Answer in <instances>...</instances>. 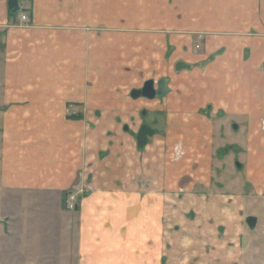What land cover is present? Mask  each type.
I'll list each match as a JSON object with an SVG mask.
<instances>
[{
	"label": "crops",
	"instance_id": "crops-1",
	"mask_svg": "<svg viewBox=\"0 0 264 264\" xmlns=\"http://www.w3.org/2000/svg\"><path fill=\"white\" fill-rule=\"evenodd\" d=\"M9 1L0 0V260L247 264L252 212L264 207V0H18L15 15ZM139 72L142 86L125 92ZM116 74L119 99L108 87ZM162 79L163 98L131 97ZM161 114L167 130L139 148L141 124ZM197 122L243 133L242 193L173 178L187 168L171 164L177 145L211 153ZM157 137L165 162L149 151ZM257 183L258 197L245 192Z\"/></svg>",
	"mask_w": 264,
	"mask_h": 264
},
{
	"label": "rangeland",
	"instance_id": "rangeland-1",
	"mask_svg": "<svg viewBox=\"0 0 264 264\" xmlns=\"http://www.w3.org/2000/svg\"><path fill=\"white\" fill-rule=\"evenodd\" d=\"M22 11V9H21ZM135 74V73H133ZM141 72H139V74H135L134 78L135 80L137 78L138 82L133 81V79H131L132 81L128 83V81H124L127 82V86L128 89L125 90V92H129L131 91L132 88L134 87H140L142 86V82L143 80V74L140 75ZM161 75V74H160ZM151 76H155V74L152 73ZM157 78L159 76H156ZM113 78V79H112ZM109 79H111L110 81H114L113 82H109V95L112 98H117L119 99V74H116V76L111 75L109 77ZM116 80V81H115ZM140 80V82H139ZM126 98L129 97V93L125 95ZM163 102V100H162ZM112 106H109V108ZM208 114L211 113V107H209L208 109ZM165 114H161L159 115L158 118V122H154L153 119L154 117L152 116V118L150 120L147 119V122H149L150 124L156 126L157 129H159L160 131H166L167 130V122L165 123L164 120ZM139 121H143L141 120V118L139 119ZM225 125L222 128V131L217 132L215 131V128H212L211 123L209 122H204V124H199L197 122V128H199V130L203 133V139H202V143H200L199 146H211V153L209 155L206 154H202L203 159H201V157H198L195 154H187V149H191L193 146L191 145L190 140L187 141V145H185V149L184 147L182 148V145H177L176 149L174 151V155H173V160L171 162L172 166H174V168H180L179 165H182L184 167L183 171H179L176 174L173 175V178H178L180 176L185 175L186 173H190L188 175V178L191 177V179H196V178H206V180H211V190L214 191L216 194L218 195H228L230 193L232 194H238V193H242L245 189L244 186V179H245V171H240L239 169H237V164L239 163H245L243 158H242V154H239V149L241 150V152H245V138L243 136L242 132H236L235 131H231V127L232 123H228V122H224ZM199 124V126H198ZM242 126H246L245 123H238ZM175 125V123H174ZM214 126H221L222 122H216L213 124ZM129 126L134 130L135 129V121L130 122ZM264 126V122L262 123V129ZM217 127V128H218ZM246 128V127H245ZM209 129V130H208ZM208 130V131H207ZM211 131L213 133L212 138L210 137L209 134H211ZM192 131L189 132V134ZM232 132V133H231ZM208 134V137H205V134ZM199 135H202L201 133H197V135L192 134V137L199 138ZM264 137V134H263ZM260 139L258 137H256V139L254 140L255 143L260 142ZM152 143L150 145V152L153 153L155 152V156L157 158H159L161 161H166V155L164 154V144H163V138L162 137H157V138H153ZM252 140V142H254ZM119 144V142H118ZM206 144V145H205ZM254 144V143H253ZM234 151H237V158L235 159V161L232 159V154ZM235 153V152H234ZM153 155V154H152ZM195 155V156H194ZM236 155V154H235ZM244 155V154H243ZM168 161V159H167ZM195 161V164H193ZM175 162V163H174ZM196 162L202 163L198 165V168L201 170L196 171V169L194 167L196 166ZM244 165V164H243ZM160 169V167L158 168V170ZM202 169L204 170V172L202 173ZM157 170V171H158ZM181 170V169H180ZM180 173V174H179ZM261 179V178H260ZM204 180V179H203ZM259 182V179H258ZM235 192V193H234ZM246 193H250L252 197H258L259 195V187H258V183L257 186L251 185L248 188H246L245 190ZM72 206L76 207V205L79 204V200L74 202L71 201L70 202ZM257 205V211H253L252 214L256 215L259 219V225L256 229V231L252 232V234H250L249 236V245H250V250L247 254L246 258V263L247 264H264V207H262L261 205H258L260 202L257 201L256 202ZM75 210V209H74ZM216 224V223H215ZM213 226V225H211ZM243 226L246 228V223L243 222ZM247 230V229H246ZM248 233V231H246ZM249 235V233H248ZM64 234L60 231V244L62 245L61 248H63V250L65 249L66 246V242L64 239ZM65 245V246H64ZM206 253L210 252V250L205 251ZM173 255H175V257H179V252L175 249H173ZM244 256V255H243ZM51 261V260H49ZM67 261V260H66ZM62 264L64 261H60ZM6 260L2 259L0 260V264H6Z\"/></svg>",
	"mask_w": 264,
	"mask_h": 264
},
{
	"label": "water",
	"instance_id": "water-1",
	"mask_svg": "<svg viewBox=\"0 0 264 264\" xmlns=\"http://www.w3.org/2000/svg\"><path fill=\"white\" fill-rule=\"evenodd\" d=\"M9 11L12 14H17L20 11L18 0H10L8 3ZM169 79H162L158 83L153 80L147 81L144 87L140 90H134L131 93V97L135 100L139 98H145L148 100H154L156 98H163L169 93ZM157 84V89L155 85ZM147 114L146 111L142 113L143 117ZM157 131L150 128L148 125H144L138 134L137 142L139 148L143 149L147 146L149 138L153 137ZM247 224L251 230H255L258 224V220L255 217H249Z\"/></svg>",
	"mask_w": 264,
	"mask_h": 264
},
{
	"label": "built area",
	"instance_id": "built-area-1",
	"mask_svg": "<svg viewBox=\"0 0 264 264\" xmlns=\"http://www.w3.org/2000/svg\"><path fill=\"white\" fill-rule=\"evenodd\" d=\"M20 19L23 23H28L30 21L29 17L26 14H22L20 16ZM263 131H264V126H263ZM71 201H74V202L78 201V197L76 195H72L70 197V199H68V201H67L69 209L74 211V209H76L77 205H76V207L72 206L70 203Z\"/></svg>",
	"mask_w": 264,
	"mask_h": 264
},
{
	"label": "flooded vegetation",
	"instance_id": "flooded-vegetation-1",
	"mask_svg": "<svg viewBox=\"0 0 264 264\" xmlns=\"http://www.w3.org/2000/svg\"><path fill=\"white\" fill-rule=\"evenodd\" d=\"M159 82V81H158ZM157 82V83H158ZM169 84H170V82H169ZM158 87H157V84L155 85V89H157ZM145 99V98H144ZM156 99H160V98H156ZM148 100V99H147ZM144 125H148L150 128H152L153 130H155L156 131V126H154V125H152V124H150V123H147V122H143L142 124H141V129H142V127L144 126ZM141 129H140V131H141ZM139 131V132H140ZM157 133V132H156ZM150 138H152V137H150ZM149 138V139H150ZM149 142V141H148Z\"/></svg>",
	"mask_w": 264,
	"mask_h": 264
},
{
	"label": "trees",
	"instance_id": "trees-1",
	"mask_svg": "<svg viewBox=\"0 0 264 264\" xmlns=\"http://www.w3.org/2000/svg\"><path fill=\"white\" fill-rule=\"evenodd\" d=\"M12 15H15V14H12Z\"/></svg>",
	"mask_w": 264,
	"mask_h": 264
}]
</instances>
